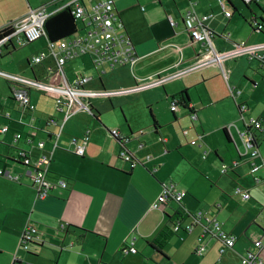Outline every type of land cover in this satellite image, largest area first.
Listing matches in <instances>:
<instances>
[{"label":"crops","instance_id":"crops-1","mask_svg":"<svg viewBox=\"0 0 264 264\" xmlns=\"http://www.w3.org/2000/svg\"><path fill=\"white\" fill-rule=\"evenodd\" d=\"M45 1L0 0V30ZM170 2L174 6L164 9L160 1L114 0V8L133 44L136 60L132 67L109 70V77L115 79L113 82L107 83L101 77L106 71L98 74L96 79L97 71L87 57L67 63L62 73L69 81L77 73L92 76L94 80L88 88L114 90L151 81L165 72L191 68L202 51L192 44L184 28L183 17L189 4L187 0ZM222 2L231 12L229 17L222 13L218 0H197L193 6L198 14L213 15L206 25L212 32L216 51L227 52L240 42L248 45L264 43V30H257V24L264 25V0L250 4L255 7L249 5L247 11L238 8L234 0ZM62 6H50L46 10L53 13ZM11 50H3L0 56L8 55ZM258 54L264 56V50ZM47 68L54 69L50 59L43 72L30 69L31 76L44 79ZM4 82L9 106L0 111L9 112L10 118L0 115L6 121L1 127H8L6 133H0L5 136L0 144L7 147L0 149V168L7 169L11 165L5 162V157L14 159L19 149L29 148L24 145L23 138L34 131V139L44 141V150L30 149L33 157L52 152L47 166L49 176L62 177L67 182L65 189L55 188L48 196L38 199L30 189L21 186H28L23 177L17 184L0 177V186L8 185L30 194L27 204L20 205L19 214L24 217L15 229L16 235L30 222L63 240L55 264H237L247 249L253 247L254 241L261 239L264 243V186L253 181L248 159L241 156L244 148L239 134L244 128L243 117L259 119L262 131L256 135L259 149L264 150V61L248 55L235 56L223 60L221 65L189 70L160 87L96 100L94 110L99 118L85 125L83 135L89 133V142L83 157L71 153L69 140L72 137L65 132L67 122L80 113L65 122L53 149L52 135L58 132V126L49 119L55 122L62 119H54L50 110L36 108L47 95L31 91L29 97L34 111L22 113L11 98L8 83ZM182 90H186L188 105L196 112L195 122L190 121L187 111L178 109L171 113L169 109L171 97ZM135 103L139 108L132 106ZM241 104L247 107L243 117L238 111ZM104 105L118 106L122 120L120 117L112 123L100 120ZM57 114L63 118L61 113ZM175 125H178L184 142ZM26 128L29 131H25ZM188 128L189 134L184 137L182 130ZM111 130L129 137L124 146L134 156L133 162L121 159L122 146L110 135ZM16 133L22 134L21 140L15 141ZM197 136L201 137L200 147L189 144ZM139 143L143 144L141 148ZM174 152L192 163L197 159L208 162L200 190L188 183L176 185L173 182H178L173 176ZM13 166L20 168L16 164ZM224 169H227L226 175ZM22 173L23 169L16 174L21 176ZM254 176L264 180V166L258 168ZM171 184L186 193L181 199L184 211L174 202L152 209V203L163 188ZM236 186L247 191L249 198L235 195L233 189ZM235 196L239 197L238 202L232 199ZM197 211L218 221L225 233L235 237L231 249L226 248L221 253L219 242L204 234L199 224L188 233L172 232L176 214L191 212L188 215L191 216ZM189 222L190 219L183 220V223ZM66 224L71 231L63 236L57 231ZM3 225L7 229L8 223ZM200 236L206 249L203 256L194 254ZM131 243L136 253L123 252ZM33 248L42 250L41 247ZM47 251L53 259L54 251ZM32 254H26L30 263L46 264L42 262L43 254L38 257V250H33ZM259 255L264 264V247Z\"/></svg>","mask_w":264,"mask_h":264},{"label":"built area","instance_id":"built-area-1","mask_svg":"<svg viewBox=\"0 0 264 264\" xmlns=\"http://www.w3.org/2000/svg\"><path fill=\"white\" fill-rule=\"evenodd\" d=\"M242 1L246 5L258 2V0ZM188 2L190 8L185 12L183 17L184 28L192 44L203 50L201 56L197 58L195 64L189 69L173 73L166 72L151 81L139 83L133 88L119 90L87 89L86 86L92 81V78L78 73L74 75L71 81H68L62 73L63 66L81 57L89 59L98 75L104 73L105 70H113L125 66L132 67L136 56L123 21L114 8V0H67L66 4L61 8L67 7L70 9L71 15L78 24L77 30L61 41L49 44L47 55L40 54L31 61V64L38 65L45 58H48L54 63V72L48 69L49 75L43 79L5 73L0 70V77L12 85L11 98L19 105L22 113L26 111L33 112L34 107L30 104L29 92L35 91L52 97L56 110L63 115L62 121L58 124V132L52 135L54 149L56 148V140L62 132L65 121L78 112L92 115V104L96 99L111 98L160 86L189 70L215 63V61L223 57L233 58L235 56L248 55L250 58H255L260 62L264 61V56L258 54V52L264 50V43L248 45L245 42H240L234 44L229 52H216L212 44L211 33L206 25L212 14L199 15L195 13L192 7L195 0H188ZM219 2L222 10H225L222 0H219ZM223 12L226 17L230 16L229 12ZM49 15L45 8H34L28 9L24 15L12 21L8 26L9 31L0 37V54L2 50L23 47L27 43L37 40L42 35V24ZM170 25H172V22H170ZM257 30L263 31L264 25L257 24ZM176 109V101L173 100L170 103V110L175 111ZM246 110L245 104L238 106L241 117H243L242 113ZM0 114H3L6 118L10 117L8 112H0ZM196 119L195 113L190 115L191 121H195ZM243 120L244 128L239 133L244 148L241 156L248 159L250 165L249 171L254 183L264 186V180L254 176L257 169L264 166V150L261 151L259 149L258 137L256 135V132L262 131V122L253 117H243ZM7 130L8 127L4 126L0 128V133H5ZM111 134L123 144L128 141V138L121 136L116 130H112ZM182 134L184 136L187 135L188 130H183ZM14 138L15 140H20L22 136L20 133H17ZM34 138L35 132L31 131L23 140L26 145L42 150L44 142L42 140L34 142ZM88 140V132H85L81 138H70L69 143L77 156L84 155ZM198 140H200V136L196 140L191 141L190 144L196 145ZM18 157L24 169V183L29 184L34 189L39 199L48 196L55 188L65 189L67 187V182L64 178L49 176L47 165L50 163V158L46 155L33 157L30 152L20 150ZM120 157L126 161H130L131 159L125 150L120 152ZM234 166H236V163ZM0 176L7 177L16 182L20 181L19 175H15L10 170L8 171L4 168H0ZM234 194L240 196L242 199L249 198L248 192L238 186L235 187ZM183 196H185V193L177 191L173 185L167 186L151 205V208L158 209L168 199L180 201ZM183 217L187 218L188 215L179 216L174 221L172 226L173 233L176 234L180 231L188 233L195 225L199 224L204 234H209L219 242L221 253L226 248L231 249L234 246L235 237L225 233L219 222L206 217L201 211H197L191 215L189 223H183ZM64 226L62 225L60 229H63ZM20 236L23 251H28L31 244L40 243L42 240L41 234L33 225H26ZM201 241L202 237L200 236L197 238L194 248V254L197 256H203L206 252L205 246L202 245ZM263 247L264 243L261 239L254 241L253 247L247 249L237 264H263L259 255ZM253 249L256 251H253ZM123 252L135 254L136 250L132 247L131 243L127 248L123 249ZM14 259L18 260L19 263L21 262L16 255H14Z\"/></svg>","mask_w":264,"mask_h":264},{"label":"rangeland","instance_id":"rangeland-1","mask_svg":"<svg viewBox=\"0 0 264 264\" xmlns=\"http://www.w3.org/2000/svg\"><path fill=\"white\" fill-rule=\"evenodd\" d=\"M50 1H54V0H47V1H45V3H48ZM142 1H145V0H142ZM153 1L158 2V3H159V1L162 2L161 5L163 6L164 9H166L170 5L174 6V4L172 2H170V0H159V1L153 0ZM174 1L177 2V0H174ZM234 1H236V5L238 6V8L243 9L244 11H247V8L242 3H240V0H234ZM66 2H67V0H58V1H55L51 4H49L48 7H50V6L59 7V6L66 4ZM144 5H145V3H144ZM250 6L255 7L253 5H250ZM11 51L12 52L8 55L0 56V69L5 71V72L12 73V74H20V75H24L26 77H29V76H31L30 69H32L34 71L39 70V71L43 72V67H47V60L48 59L43 60L41 65H32L31 64V61L34 57H36L40 54L47 55L48 48L46 46L44 39H39V40L32 42V43H30L24 47L14 48ZM201 51H203V50L201 49ZM27 62L30 65H27ZM108 71L109 70H107L106 73ZM105 74L101 75V77H103V79L107 83L113 82L115 80L113 77H109L110 72H108L106 75ZM97 78H98V75L96 74V79ZM39 97H41V96H39ZM6 98H7L6 97V84H5L4 80L2 78H0V110L3 108L8 109L9 103L7 102ZM41 102H42V104L40 106L39 104ZM107 106H109V105L107 104ZM107 106L104 105V110L101 113L100 120H104V121H107L109 123H112L114 121L113 119L119 120L121 118L122 113L120 112V110L118 111V106H114V107H107ZM132 106L133 107L136 106L139 108L138 103H135L134 105L132 104ZM36 108L38 110H43V111L44 110H50V112L54 116V119H59V120L62 119L61 115L57 114V110L55 108V103L48 96L43 97L42 101H40L38 104H36ZM143 110H145V112H146V110H147L146 107H144ZM121 120H122V118H121ZM93 122H94V120L91 118L89 113L80 112V114L74 115L73 118L67 122V124L65 125V132L68 133L70 135V137L81 138L83 135V131L85 129V125L88 123H93ZM4 123H6V121L3 119V117L0 116V127ZM175 128L178 132L180 131L178 128V125H175ZM25 131H29V129L26 128ZM179 134H180V132H179ZM4 137L5 136L0 135V142L2 139H4ZM180 137H181V140L184 142L181 134H180ZM3 144L4 143L0 144V149H7V147H5ZM12 153H13V151H12ZM208 153L209 152H207L206 155H209ZM174 163L175 164H174L173 176L175 177L176 180H178V182L177 181H173V182L176 185L177 184L179 185L180 183L181 184L188 183V184L192 185L195 190H200L201 185L203 184V181H204L203 170L208 166V162L204 159H197L192 163L190 161H186L185 159H183V157H180L177 154V152H174ZM7 169L12 170L14 173H21L22 172V169L14 167L13 165H10L9 167H7ZM245 178L251 182V179L249 178V176H246ZM2 179L7 180V181H12V180L5 179V178H2ZM227 181L229 183H231V185L234 186V184L231 181H229V180H227ZM12 182L17 184L14 181H12ZM21 186L24 188L30 189V191L35 193L34 190L29 188L28 186H26V185H21ZM258 186H261V185H258ZM248 195H249V193H248ZM29 197H30L29 192L17 191L16 189L11 188L8 185H1L0 186V264H11L12 259H13L15 254L19 255V257L23 261L22 264L31 262V259L27 258L25 251H23L22 249L19 248L21 233H19V235H16V233H15L16 227L19 226L22 218L24 217L23 215L19 214V212L21 210L20 205L27 204V202L29 201ZM238 198L239 197L235 196L232 199H235L238 202ZM235 206H238V205L235 203ZM4 222L8 223L7 229L3 225ZM21 232H22V229H21ZM44 247H46V248H42V250L37 249L38 253H39L38 257H40L41 254H43L42 255V262H44L46 264H51L50 261H51L52 257L50 258V252H48L47 249L51 250L53 247L48 246L46 244ZM33 250L37 251L36 249H34L33 247L30 246V252L31 253L33 252ZM55 251H58V249L55 248Z\"/></svg>","mask_w":264,"mask_h":264},{"label":"trees","instance_id":"trees-1","mask_svg":"<svg viewBox=\"0 0 264 264\" xmlns=\"http://www.w3.org/2000/svg\"><path fill=\"white\" fill-rule=\"evenodd\" d=\"M55 1H58V0L50 1V2L45 3V4H43V5H41V6L37 7V8H47L49 6V4H51V3L55 2ZM247 6H249V5H247ZM77 26H78V24L75 21L74 17L71 15V12H70V9L69 8H64V9L57 10V11L53 12L52 14H50L44 20V22L42 24V35L37 40L44 39L45 40V43H46V46H48L49 44H54L56 42L61 41L64 38L72 35L77 30ZM8 30H9L8 27H5L4 29L0 30V36L3 35V34H5V33H7ZM37 40H35V41H37ZM35 41H32V42H35ZM32 42H29L26 45H28V44H30ZM27 65H28V62H27ZM171 100H175L176 101V104H177V108L178 109L187 111L188 112V115H190L192 113V110L190 109V107L188 105L189 102H188V97H187V94H186V90H182L179 93H177L175 96H172L171 97ZM171 113H173V112H171ZM98 118H99V114H98V112L96 110H94V115L92 116V119L98 121ZM49 121L53 122L54 120L49 119ZM155 130H156V127H155ZM121 146H122V144H121ZM122 148H124V147L122 146ZM133 160H135V159H134V156L132 155V160L130 162H133ZM5 162L8 163V164H11V165L16 164L19 167L22 166L21 162L19 161V157L17 155L15 156L14 159H11L9 157H5ZM223 174L226 175L227 173H223ZM1 178H4V177H1ZM5 179H7V178H5ZM9 180H11V179H9ZM12 181H14V180H12ZM14 182H16V181H14ZM17 182H19V181H17ZM27 185L30 188H32L29 184H27ZM35 195H36V193H35ZM36 197H37V195H36ZM168 202H174V203L178 204V206L180 207V210L181 211H184V210H182L181 202H177V201L171 200V199H168ZM190 214H191V212H187V215H190ZM182 215H184V214H181V212L178 213V214H176L175 220L179 216L181 217ZM185 217H183V220L190 218V216H188L187 218H185ZM26 225H33V226H35L36 229L38 230V232L42 236V240H41L40 243H34V244H31L30 246L31 247L46 248V247H44L45 244H46L48 246L53 247L51 249V250L54 251V256H53V259H52V263L55 264L56 263V258H57V253L62 248L61 246H62V241L63 240L60 237H57L56 235L47 234V233L41 231L33 223L27 222ZM70 228L71 227L66 224L63 229H60L59 228L57 232H61V234H63V236H66L67 234H70V231H71ZM49 240H52L53 242L52 241H49ZM70 245L72 246V243ZM30 246H29V250L28 251H25V253L26 254H29V255H34V254L30 253ZM19 248L22 249L21 236H20ZM55 248L58 249V251H55ZM18 259L20 260V258H18ZM20 261L21 262L19 263L18 260H16V259L13 260L12 259V263L11 264H22L23 261L22 260H20Z\"/></svg>","mask_w":264,"mask_h":264},{"label":"bare ground","instance_id":"bare-ground-1","mask_svg":"<svg viewBox=\"0 0 264 264\" xmlns=\"http://www.w3.org/2000/svg\"><path fill=\"white\" fill-rule=\"evenodd\" d=\"M187 1H188V0H187ZM196 1H197V0H195L194 4L196 3ZM218 2H219V0H218ZM222 3H223V2H222ZM188 4H189V2H188ZM194 4L192 5V7L194 6ZM219 4H220V2H219ZM223 5H224L225 10H222V8H221L222 13L224 14L223 11H227V12H229L230 15H231V12H230L229 10L226 9V6H225L224 3H223ZM220 6H221V5H220ZM66 8H67V7H66ZM189 8H190V4H189ZM189 8H188V9H189ZM60 9H64V8H60ZM188 9H186V11H187ZM45 10H46V8H45ZM193 10H194V9H193ZM46 11H47V10H46ZM186 11H185V12H186ZM194 11H195V10H194ZM116 12H117V11H116ZM47 13H48V12H47ZM195 13H197V12H195ZM48 14H52V13H48ZM197 14H198V13H197ZM199 15H202V14H199ZM212 16H213V15H212ZM224 16H225V15H224ZM170 22H172V21H170ZM10 23H11V22H10ZM10 23H9V24H10ZM9 24H8L6 27H8ZM172 25H173V23H172ZM3 29H4V28H3ZM208 30H209V28H208ZM8 31H9V30H8ZM8 31H7V32H8ZM209 31H210V30H209ZM210 33H211V36H213L211 31H210ZM1 36H2V35H1ZM1 36H0V37H1ZM213 47H214V46H213ZM47 48H48V46H47ZM214 49H215V48H214ZM134 51H135V50H134ZM215 51H216V49H215ZM229 51H230V50H229ZM229 51H227V52H229ZM2 52H3V50H2ZM216 52H218V51H216ZM218 53H222V52H218ZM224 53H226V52H224ZM135 56H136V55H135ZM45 59H48V58H45ZM45 59H44V60H45ZM225 59H228V58H225V57L220 58V60L215 61V63H211V64H214V65H216V64L221 65V62H222L223 60H225ZM42 62H43V61H42ZM42 62H41V63H42ZM41 63L38 64V65H41ZM90 64H91V63H90ZM211 64H209V65H211ZM29 65H30V64H29ZM32 65H33V64H32ZM53 65H54V63H53ZM91 66H92V65H91ZM206 66H208V65H206ZM63 67H64V66H63ZM204 67H205V66H204ZM48 69H51V70L54 72V69H53V68H47V70H45L46 75H49V74H48ZM188 69H189V68H188ZM0 70H1V69H0ZM184 70H186V69H184ZM1 71H3V70H1ZM105 71H107V70H105ZM180 71H181V70H180ZM3 72H5V71H3ZM5 73H8V72H5ZM104 73H105V72H104ZM165 73H166V72H165ZM172 73H173V72H172ZM10 74H12V73H10ZM63 74H64V73H63ZM102 74H103V73H102ZM163 74H164V73H163ZM163 74H162V75H163ZM17 75H20V74H17ZM81 75H83V74H81ZM22 76H24V75H22ZM85 76H86V75H85ZM160 76H161V75H160ZM25 77H26V76H25ZM31 77H35V76H31ZM65 77H66V76H65ZM88 77H91V78H92V81H91V82H93L94 78H93L92 76H88ZM158 77H159V76H158ZM0 78H1V77H0ZM176 78H178V77H176ZM176 78H174V79H176ZM2 79H3V78H2ZM66 79H67V78H66ZM174 79H172V80H174ZM4 80H5V79H4ZM5 81H6V80H5ZM68 81H69V80H68ZM170 81H171V80H170ZM6 82L8 83V85H9L11 91H12V85H11L8 81H6ZM91 82L86 86L87 89H91V88H88V86L91 84ZM166 83H167V82H166ZM164 84H165V83H164ZM135 86H136V85H135ZM133 87H134V86H133ZM133 87H130V88H133ZM99 89L108 90V89H104V88H99ZM99 89H91V90H99ZM121 89H129V88H121ZM114 90H119V89H114ZM34 92H35V91H34ZM136 92H137V91H136ZM29 93H30V92H29ZM131 93H133V92H131ZM41 94H42V93H41ZM127 94H129V93H127ZM44 95H45V94H44ZM123 95H125V94H123ZM47 96H48V95H47ZM119 96H120V95H119ZM49 97H50V96H49ZM115 97H116V96H115ZM51 98H52V97H51ZM111 98H113V97H111ZM99 99H102V98H99ZM99 99H96V100H99ZM104 99H110V98H104ZM29 100H30V97H29ZM96 100H94V102H93V104H92V115H90V116H93V115H94V103L96 102ZM172 101H173V100H171V102H172ZM171 102H170V103H171ZM30 104H31V103H30ZM32 106H33V105H32ZM33 107H34V106H33ZM176 108H177V104H176ZM169 109H170V106H169ZM190 109L192 110V113H191V114H193V113L196 114L195 110H194L192 107H190ZM177 110H178V108H177L175 111H171V110H170V111L174 113V112H176ZM33 111H34V109H33ZM0 112H1V111H0ZM5 112H7V111H5ZM26 112H28V111H26ZM57 112H58V111H57ZM2 113H4V112H2ZM8 113H9V112H8ZM24 113H25V112H24ZM29 113H31V112H29ZM59 113H60V112H59ZM78 113H80V112H78ZM84 113H85V112H84ZM9 114H10V113H9ZM61 114H62V113H61ZM191 114H190V115H191ZM0 115H2L3 117H5L3 114H0ZM190 115H188V116H189V119H190ZM71 117H72V116H71ZM196 117H197V115H196ZM5 118H6V117H5ZM9 118H10V117H9ZM62 119H63V118H62ZM67 120H68V119H67ZM67 120H66V121H67ZM66 121H65V122H66ZM190 121H191V120H190ZM195 121H197V119H196ZM195 121H191V122H195ZM60 122H61V121H60ZM60 122H55V121H53L52 123H53V124H56V125L58 126V124H59ZM64 124H65V123H64ZM3 127H4V126H3ZM5 127H7V126H5ZM1 128H2V127H1ZM183 130H188V134H189V128H188V129H183ZM183 130H182V132H183ZM7 131H8V130H7ZM111 131H112V130H111ZM111 131H110L109 133H110V135H111L112 137H114V136L111 134ZM116 131H117V130H116ZM117 132H118V131H117ZM5 133H6V132H5ZM61 133H62V132H61ZM118 133H119V132H118ZM1 134H4V133H1ZM16 134H17V133H16ZM16 134H15V135H16ZM20 134H21V133H20ZM119 134H120V133H119ZM188 134L185 135V136H184L183 134H182V135H183L184 137H186V136H188ZM60 135H61V134H60ZM120 135H121V134H120ZM21 136H22V134H21ZM88 136H89V133H88ZM121 136H122V135H121ZM59 137H60V136H59ZM123 137L128 138V141H129V137H128V136H123ZM197 137H199V136H197ZM114 138H115L119 143H121L120 140H119L118 138H116V137H114ZM14 139H15V138H14ZM20 140H21V139H20ZM195 140H196V139H195ZM15 141H19V140H15ZM37 141H39V140H37ZM42 141H43V140H42ZM56 141H57V140H56ZM128 141H127V142H128ZM192 141H193V140H192ZM200 141H201V137H200V140H198L197 144H196V145H193V146H199V147H200V146H201L200 143H199ZM34 142H36L35 139H34ZM43 142H44V141H43ZM88 142H89V140H88ZM88 142H87V144H88ZM127 142H126V143H127ZM190 142H191V141H190ZM190 142H189V144H190ZM126 143H125V144H126ZM24 144H25V143H24ZM121 144H122V146L125 148V146H124L125 144H123V143H121ZM25 145H26V144H25ZM69 145H70V143H69ZM27 146H28V145H27ZM56 146H57V144H56ZM138 146H139V148H141V147L143 146V144H142V143H139ZM28 147H29L28 149H19L18 152H19L20 150H25V151H28V152L31 153V150H30V149H33V148L37 149L36 147H33V146H28ZM70 147L72 148L71 145H70ZM86 147H87V145H86ZM124 148H122L121 151H122V150H125V151L129 154V156H130V158H131L130 161H131V160H132V154H131L128 150H126V148H125V149H124ZM85 149H86V148H85ZM37 150H39V149H37ZM43 150H44V147H43V149H42L41 151H43ZM121 151H120V152H121ZM18 152H17V156H18ZM71 153H73L74 155H76V154L73 152V148H72V150H71ZM84 153H85V152H84ZM51 154H52V152H46V153H44V154H40V155H46V156L49 157L50 160H51ZM31 155H32V153H31ZM32 156H33V155H32ZM76 156H77V155H76ZM119 156H120V154H119ZM37 157H38V156H37ZM79 157H83V156H79ZM121 159H123V158L121 157ZM123 160H124V159H123ZM125 161H126V160H125ZM130 161H127V162H130ZM48 165H49V164H48ZM48 165H47V166H48ZM233 167H234V165H233ZM20 168L23 169L22 166H21ZM4 169H6V168H4ZM6 170H7V169H6ZM47 170H48V169H47ZM8 171H9V170H8ZM223 173H227V169H224ZM14 174L17 175L16 173H14ZM23 175H24V169H23V173H22V175H21V176L19 175V177H23ZM0 177H3V176H0ZM4 178H7V177H4ZM7 179H9V178H7ZM171 185H172V184H171ZM168 186H170V185H168ZM165 187H167V186H165ZM165 187H164V188H165ZM173 187H174V186H173ZM164 188H163V189H164ZM162 191H163V190H162ZM177 191H179V190H177ZM181 192H184V191H181ZM161 193H162V192H161ZM161 193H160V194H161ZM184 193H185V192H184ZM160 194H159V195H160ZM159 195H158V196H159ZM185 195H186V193H185ZM183 197H184V196H183ZM183 197H182V198H183ZM182 198H181V199H182ZM156 199H157V198H156ZM156 199H155V200H156ZM167 202H168V201H167ZM167 202H166V203H167ZM177 202H181V200H180V201H177ZM153 203H154V202H153ZM153 203H152V204H153ZM166 203H165V204H166ZM163 205H164V204H163ZM161 206H162V205H161ZM159 208H160V207H159ZM217 222H218V221H217ZM222 230H223V229H222Z\"/></svg>","mask_w":264,"mask_h":264},{"label":"water","instance_id":"water-1","mask_svg":"<svg viewBox=\"0 0 264 264\" xmlns=\"http://www.w3.org/2000/svg\"><path fill=\"white\" fill-rule=\"evenodd\" d=\"M240 3H242L246 8L249 7V6H247L242 0H240Z\"/></svg>","mask_w":264,"mask_h":264}]
</instances>
